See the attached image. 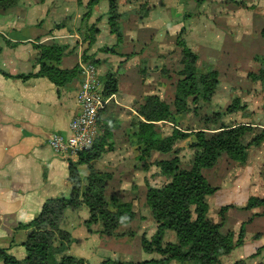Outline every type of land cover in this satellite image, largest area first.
Returning <instances> with one entry per match:
<instances>
[{"label": "crops", "instance_id": "1", "mask_svg": "<svg viewBox=\"0 0 264 264\" xmlns=\"http://www.w3.org/2000/svg\"><path fill=\"white\" fill-rule=\"evenodd\" d=\"M87 2L18 0L15 6L0 10V248L8 249L17 258L25 254L21 243L27 237V230L19 225L34 219L46 200L69 195V163L77 159L55 154L47 139L53 133L69 134V123L78 112L76 93L80 77H74L62 86L53 85L45 77H16L38 71L39 47L52 44L63 47L59 63H52L63 70L75 67L80 70L83 59L95 60L103 90L108 69H114L117 91L109 95L111 99L99 112L100 124L103 121L101 114L108 109L113 119L114 107L117 111L126 109L135 120L138 119L135 110L127 104L132 96L128 91L123 92L121 79L127 74V64L132 57L139 56V52L149 48L156 51L167 42L168 36L181 31L193 49L202 47L204 52L218 54L226 49L225 33L218 25L208 23L205 14L194 15L196 12L186 13V17L179 19L178 15L186 11L184 5L175 0H147L148 12L141 19L131 10L137 6L130 4L126 8V1L120 0L119 40L109 29L108 4L102 0L91 9L90 21L95 24L97 33L90 42L85 31L77 27L87 10ZM261 4L264 5V0ZM126 53L133 55L127 58ZM130 117L131 120L132 115ZM262 146L264 140L258 146H252L255 151L251 158L246 150L245 165L252 162L264 169V151L259 150ZM83 167V164L77 166L79 173ZM249 176L248 171L244 179L231 185L224 194L232 207L227 210L221 229L233 227L239 232L243 224V242L221 256L216 264H258L264 261V206L243 209L250 197L264 200V184L257 182L251 190ZM95 255L92 254V258ZM169 264L181 263L171 260Z\"/></svg>", "mask_w": 264, "mask_h": 264}, {"label": "rangeland", "instance_id": "2", "mask_svg": "<svg viewBox=\"0 0 264 264\" xmlns=\"http://www.w3.org/2000/svg\"><path fill=\"white\" fill-rule=\"evenodd\" d=\"M125 1L124 6L126 8H129L130 4L137 6L131 10L137 13L138 17L148 10L147 0ZM175 1L183 4L184 11H186L183 15H178L179 19L182 16L186 17V13L191 14V12H196L194 15H198L197 13L205 14L208 23L212 24L214 22L219 29L224 31L225 52L220 54L208 53L204 52L205 49H202V47L193 49L191 43L185 40V33H175L168 36L167 42H163L156 51L149 48L144 52H139V56L132 57L133 59L127 64V68H125L127 74L121 79L123 92L128 91L132 96L127 100L128 106L136 110L146 96L156 95L174 111L172 101L176 84L182 78L181 72L184 67L181 42L183 39L186 46L190 47L197 56L194 62L196 72L204 74L215 71L218 83L209 99L200 97L192 101L193 97H189L186 108L175 115L176 125L169 121L158 123L159 136H170L175 127L182 131H192L201 128L214 129L220 124L248 123L253 128L245 136L244 142H250L253 137L260 136L262 129H264V82L255 77L259 70V63L255 60V56L264 55V38L260 35V30L264 27L263 3L261 4V0ZM119 2L120 0L118 5ZM0 10L2 9L0 8ZM118 10L117 13L119 14ZM87 12L88 10H85L82 14L80 24L77 27L85 31V36L93 39L96 37V33L91 32L90 29L95 24L90 21L92 18L91 10L89 13ZM121 16L120 14V18L117 19L118 26L122 20ZM60 27H63V25ZM130 55H133V53ZM130 55L125 54L127 58ZM84 64H92L97 74L94 63L85 61ZM119 73H121V70H119ZM78 75L74 77H80L81 83L83 78L80 70ZM107 75H112L117 80L114 69H108L106 77ZM98 79L100 80V78ZM235 99H238V102L235 103ZM229 106L232 107V111L226 112ZM114 108H112L114 120L110 118L111 110L109 109L106 113L103 111V114H101L104 120L102 126L108 128L111 133L107 139V146L104 147V150L96 159L83 164L84 167L80 173L78 170L80 179L78 201L80 206L77 208L64 207L62 210L58 229L67 236L62 238L61 235L54 233L52 237L53 248L62 243L64 246L62 254L74 257L77 264H100L105 260L138 262L151 259L152 256L160 258L161 256L158 253L146 252L143 249V241L151 240L156 233L157 226L145 201L146 192L149 187L160 188L169 180L160 173L156 161L177 156L180 167L189 169L195 151L190 147V144L194 141V136L189 135L176 141L170 152L159 153L154 151L150 157L141 159L139 146L136 144L135 139L131 137V124L137 121L136 118L126 109H123V112L121 111L122 108L120 111ZM131 115L132 119L130 120ZM99 133H101L100 129L98 135ZM247 149L251 158L255 149L252 146H248ZM259 150L264 151V146ZM97 163L99 167H96ZM245 164V162L240 163L223 154L213 167L202 169V175L207 182L217 188L213 195L206 198L208 205L206 218L211 222H220L221 216H223L220 209L223 206L230 205L228 196H224V194L230 190L231 185L236 184L240 179H244L248 171L251 179L250 189L255 188L257 182H260L263 186L264 169L261 170L259 164L252 162L247 164L248 167ZM91 169L110 175L105 180L106 187L103 191L107 209L113 210L112 203L114 202L129 203L134 214L132 220L108 230L104 228L100 220L95 223L88 222L89 209L81 202L80 195L88 185V176ZM101 169L103 170L101 171ZM259 171L261 173L257 175ZM237 184L240 185V183ZM262 189L264 190V188ZM70 195L71 190L66 198H69ZM226 213L227 211L225 215ZM221 232H230L233 238H236L238 234L237 229L233 227L228 229L224 227ZM167 242H177L174 231H164L162 243ZM92 254H96L95 257L92 258ZM60 257V254L55 255V259Z\"/></svg>", "mask_w": 264, "mask_h": 264}, {"label": "trees", "instance_id": "3", "mask_svg": "<svg viewBox=\"0 0 264 264\" xmlns=\"http://www.w3.org/2000/svg\"><path fill=\"white\" fill-rule=\"evenodd\" d=\"M100 1L102 0H88L86 3L87 13ZM105 1L108 4L107 24L110 31L119 40L121 37L120 27L117 24V19L120 18V13H117L119 0ZM16 2L17 0H0V8L4 10L15 5ZM147 11L140 15L139 19L143 18ZM90 31L97 33L95 26ZM182 32L181 34H183ZM260 35L264 38V27L261 29ZM86 38L89 39L90 37L86 36ZM92 40L89 39L90 42ZM181 42L184 67L181 72L182 78L176 84L172 101L174 111L156 95H148L135 110L139 116L137 121L131 124V137L135 139L136 144L139 146L141 159L150 157L154 151L159 153L170 152L176 141L189 135L194 136V141L190 144V147L195 150L190 168H181L177 156L156 161L160 173L169 180L160 188L149 187L145 195V201L157 226L156 233L151 240L143 241V249L146 252H156L161 257L138 262L105 260L100 264H167L171 260L181 264H216L221 256L227 255L243 242V224L236 238H233L230 232H221V227L226 220L225 212L232 205L223 206L220 209L223 216H221L219 223H213L206 218L208 210L206 198L213 195L217 188L207 182L201 171L213 167L223 154L240 163L245 162L248 146H258L264 140V129H262L260 136L253 137L247 143L244 142V138L253 128L248 123L220 124L214 129L201 128L192 131H182L175 127L170 136H159L158 123L169 121L176 125L175 115L186 108L188 98L193 97L192 101L200 97L209 99L218 83L215 71L204 74L196 72L194 62L197 56L186 46L183 39ZM39 48L38 71L16 77L23 79L45 77L53 85L62 86L70 82L79 72L78 67L72 70H63L52 64L59 63L63 47L52 44L40 46ZM255 60L259 63V70L255 77L264 82V55H256ZM83 61L87 60L83 59ZM91 62L95 63V61ZM116 91L117 80L112 75H107L103 96L107 97ZM234 102H238V99H235ZM230 111H232L231 106L226 109V112ZM97 123H99L98 128L101 133L97 135L93 145L88 150L78 153L75 162L69 163L70 197L47 200L34 219L27 224L19 225L20 228L27 230V237L21 243L25 254L21 258H17L8 249L0 248V264H77L74 257L62 254L64 250L62 243L53 248L52 237L54 233L61 235L62 238L67 236L58 229L64 207L77 208L80 206L78 201L80 179L77 166L96 159L104 150V147L107 146V139L111 135L110 130L104 128L102 123L100 124V116H98ZM109 177L108 173L91 169L88 176V185L80 195L81 202L89 209L88 222L95 223L100 220L106 230L134 218L129 203L114 202L112 203L114 209H107L103 191L106 187L105 180ZM258 206H264V200L250 197L243 209L250 210ZM165 230L175 232L176 243H162ZM56 254H60L61 257L55 259ZM258 264H264V261Z\"/></svg>", "mask_w": 264, "mask_h": 264}, {"label": "built area", "instance_id": "4", "mask_svg": "<svg viewBox=\"0 0 264 264\" xmlns=\"http://www.w3.org/2000/svg\"><path fill=\"white\" fill-rule=\"evenodd\" d=\"M83 80L76 93L78 112L69 123L67 136L53 133L47 143L52 151L65 158H75L88 150L98 135L99 112L106 107L111 96L104 97L100 80L92 64H80Z\"/></svg>", "mask_w": 264, "mask_h": 264}]
</instances>
